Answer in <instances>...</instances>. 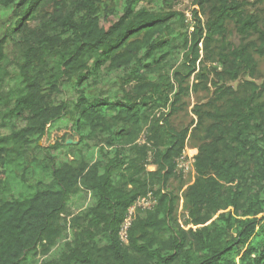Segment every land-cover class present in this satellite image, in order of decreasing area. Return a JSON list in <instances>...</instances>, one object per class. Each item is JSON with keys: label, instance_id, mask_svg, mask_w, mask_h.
<instances>
[{"label": "trees", "instance_id": "16d2710c", "mask_svg": "<svg viewBox=\"0 0 264 264\" xmlns=\"http://www.w3.org/2000/svg\"><path fill=\"white\" fill-rule=\"evenodd\" d=\"M175 2L0 0V264H264V83L238 80L264 56L251 10L264 0H193L189 16ZM65 116L79 142L53 145L65 157L45 155L28 184L29 152ZM9 119L23 124L2 133ZM188 142L181 219L169 182ZM148 192L156 205L123 244L126 211ZM78 194L91 203L71 212Z\"/></svg>", "mask_w": 264, "mask_h": 264}, {"label": "rangeland", "instance_id": "374dc122", "mask_svg": "<svg viewBox=\"0 0 264 264\" xmlns=\"http://www.w3.org/2000/svg\"><path fill=\"white\" fill-rule=\"evenodd\" d=\"M249 3L253 2L254 0H248ZM150 4L148 3L147 6ZM155 4H153L154 6ZM152 7V4L150 5ZM196 7L193 4V0H176L174 3V8L183 11L186 13L187 16L190 14V10ZM157 8H160V5L157 6ZM251 10H257L259 15L264 18V4H256L254 7H251ZM2 27H0L1 29ZM228 31H229V39L233 41L235 44H237L240 40L238 35L236 34V31L233 27V23L228 24ZM257 61V66L255 69V72L252 76L248 74H243L240 76L238 80L243 81L244 79L253 80L258 85H261L264 83V56H255ZM209 64V63H208ZM211 74L209 75V77ZM237 82L228 81L227 84L235 85ZM209 96L206 91H199L197 93L191 92L188 97L184 98V101L187 103V107L185 110H182L175 118L174 122L177 125L180 124H187L191 120V118H194V115L191 112L192 106L194 103L198 100H206V97ZM22 121L20 119H9L6 126L1 129L2 133H7L9 130L13 128H18L22 125ZM67 140H71L73 143H78L79 138L78 136L71 135V122L68 119L67 116L64 118L56 121L52 126L48 127L47 132L45 135L38 141V144L43 147V149H33L29 152L28 158L31 161H34L32 158H35V162L29 163L30 166L28 167L31 171L34 170V173L31 175H27V181L28 184H33L37 178H39L42 175V172L40 171V166L44 165V159L45 155H51L56 157V160H59L63 157H65V151L66 149L63 147H60L59 149H52L51 147L53 145L60 144V143H66ZM46 150L47 152H45ZM185 154L189 166L188 170L186 172V175H182V179L179 177L172 178L169 182V189L173 190L180 198L178 201V217L183 218L184 215V209H183V199L181 197L183 190L187 186V184L191 183L193 181V170L191 168V164L193 163V156L196 154V149L193 147L192 142H188L185 149ZM38 167V168H36ZM37 169V170H35ZM149 169H154L153 166H149ZM16 176H20L21 171L16 170L15 171ZM180 174V173H179ZM181 180L184 182L181 183ZM13 187H17L18 184L14 183L13 181ZM18 188V187H17ZM19 189V188H18ZM20 191H24V188H20ZM18 192L14 191V194H17ZM91 203V198H89V195L87 194H78L72 197L69 201V209L71 212H76L79 209L83 208L84 206ZM45 258V256H42L40 254H34V255H28V258L23 262V264H39V261L41 259Z\"/></svg>", "mask_w": 264, "mask_h": 264}, {"label": "built area", "instance_id": "2783aa9c", "mask_svg": "<svg viewBox=\"0 0 264 264\" xmlns=\"http://www.w3.org/2000/svg\"><path fill=\"white\" fill-rule=\"evenodd\" d=\"M186 149V146H185ZM185 149L182 156L177 160V170L179 173L186 175L188 170L189 162L186 157ZM191 168L193 170L192 164ZM194 175V170H193ZM156 205V197L148 192L145 195L137 197L134 202L128 207L126 214L119 227V239L123 244L128 242V230L132 224L136 212L140 209H151Z\"/></svg>", "mask_w": 264, "mask_h": 264}, {"label": "water", "instance_id": "95a60500", "mask_svg": "<svg viewBox=\"0 0 264 264\" xmlns=\"http://www.w3.org/2000/svg\"><path fill=\"white\" fill-rule=\"evenodd\" d=\"M70 142H72V141H71V140H67V141H66V143H70Z\"/></svg>", "mask_w": 264, "mask_h": 264}]
</instances>
